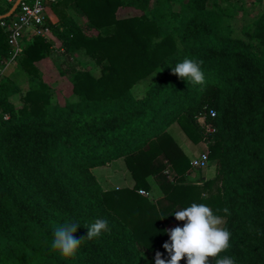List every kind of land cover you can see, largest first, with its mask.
Returning a JSON list of instances; mask_svg holds the SVG:
<instances>
[{"label":"trees","instance_id":"trees-1","mask_svg":"<svg viewBox=\"0 0 264 264\" xmlns=\"http://www.w3.org/2000/svg\"><path fill=\"white\" fill-rule=\"evenodd\" d=\"M176 4H52L58 22L49 25L59 52L81 53L93 63L66 58L61 75L70 80L74 100L59 103L41 79L38 63L53 51L43 38L27 42L16 62L29 77L25 92L0 75V264H155L147 255L157 252L168 260L165 217L192 203L225 219L231 247L221 256L264 264V12L243 26L241 38L226 19L252 14L246 0ZM12 8L0 0V22L14 18H4ZM126 8L139 14L119 17ZM10 56L0 26V68ZM185 58L203 61V84L173 74ZM142 83L148 85L139 96ZM17 95L20 107L11 100ZM210 110L217 114L209 119L216 127L209 144L215 175L192 183L191 158L172 131L176 125L200 145L205 135L198 119ZM161 158L177 175L160 186L166 210L139 194L151 192L152 179L166 170ZM119 159L134 185L104 190L93 170ZM98 218L110 231L86 238ZM71 222L80 225L74 235L82 240L74 256L64 257L51 246L53 233Z\"/></svg>","mask_w":264,"mask_h":264},{"label":"clouds","instance_id":"clouds-1","mask_svg":"<svg viewBox=\"0 0 264 264\" xmlns=\"http://www.w3.org/2000/svg\"><path fill=\"white\" fill-rule=\"evenodd\" d=\"M202 63L203 61L185 58L172 67V72L182 79L203 84L205 76L201 69ZM223 212L228 213L229 210L225 208ZM174 216L178 221L186 223L183 227L165 229L170 242H165L163 248L170 255V259H163V254L157 252L155 264H180L185 257L187 264H210V258H215V264H236L234 257L221 256V253L227 252L231 247L232 233L225 226V219L214 214L208 205L192 203L189 207L175 212ZM79 226L77 222H71L56 227L52 248L64 257L74 256L82 240L74 235ZM87 228L88 239L110 231L108 221L100 218Z\"/></svg>","mask_w":264,"mask_h":264},{"label":"rangeland","instance_id":"rangeland-1","mask_svg":"<svg viewBox=\"0 0 264 264\" xmlns=\"http://www.w3.org/2000/svg\"><path fill=\"white\" fill-rule=\"evenodd\" d=\"M182 3L181 0H178V4H176V9H179V4ZM251 4L254 5L252 2ZM264 12V8L261 6H257L256 12L244 16H235L234 18L228 17L226 19L227 23H230L233 29L235 30V34L241 38H246L245 34L243 32V26L251 23L255 17L261 13ZM139 13L137 12L135 15H138ZM54 48L51 53L46 59L38 63V67L41 72V79L48 83L53 91V94L55 96V99L63 104L66 100H74L75 96L72 93V84L70 80L64 76L61 75V71L65 70L68 64L65 63L66 58H68L69 61H67L69 64H75L77 61L84 63V65L89 66L92 68V61L84 56L83 54H78L75 57L71 56H64L62 55L61 52H59V46L58 43H53ZM72 58V59H71ZM5 76L9 77L12 79L15 83L18 84L22 92H25L29 85V77L21 70L19 63H13L8 70L5 73ZM148 83H142L139 85V88L137 90V94L141 96L144 93V90L146 89V86ZM12 102L16 105V107L21 106V101H20V96L17 95L13 97ZM173 136L175 139L178 141L184 152L187 154V156L191 159L198 157L201 152H202V145H195L193 144L180 130L178 126L173 127ZM123 162V161H122ZM159 162L165 165L166 170L159 176L155 177L152 179V186L153 190L150 193V197L147 198L149 200H154V199H162L164 198L161 191H160V186L162 183L166 182H174L175 177L177 176L176 173L173 171L171 165L169 162L161 158L159 159ZM124 164V163H118L116 165V170L119 169V165ZM215 168H216V162H211L210 166L207 170L203 171H195V172H189L188 179L192 183H202L205 182L208 179H211L215 175ZM98 169V168H97ZM171 170L170 174H165L167 170ZM120 171V170H119ZM93 173L96 177L100 175V173L94 169ZM97 179V178H96ZM98 181V180H97ZM124 185L123 183H121ZM118 189V188H117ZM167 201V200H166ZM210 264H212V261H210Z\"/></svg>","mask_w":264,"mask_h":264},{"label":"built area","instance_id":"built-area-1","mask_svg":"<svg viewBox=\"0 0 264 264\" xmlns=\"http://www.w3.org/2000/svg\"><path fill=\"white\" fill-rule=\"evenodd\" d=\"M14 5L17 0H5ZM55 0H22L14 18L10 22H0V26L8 34V44L11 48L9 61L0 68V75H4L8 68L18 61L23 53L24 45L34 38H43L47 42L54 41L53 31L47 21L49 4ZM217 116L214 110H210L201 115L198 119L199 125L204 131V141L201 143L202 152L198 157L191 159V172L207 170L210 166L209 144L211 136L215 134L216 127L209 119ZM167 170L165 174H170ZM139 194L145 198L150 197V193L140 190Z\"/></svg>","mask_w":264,"mask_h":264},{"label":"crops","instance_id":"crops-1","mask_svg":"<svg viewBox=\"0 0 264 264\" xmlns=\"http://www.w3.org/2000/svg\"><path fill=\"white\" fill-rule=\"evenodd\" d=\"M58 1L59 0H55L54 2L49 4V8H48V12H47V21L49 24H54V23L58 22V15L52 9V4H54L55 2H58ZM187 1L188 0H181V2H187ZM252 2L254 3V5L251 4ZM246 3H247L246 9L248 11H250L251 13H254V11L256 12L257 6H261L262 8H264V0H246ZM73 13H74V10H73ZM136 13L137 12L135 10L130 9V8H126V9H121L119 11L118 15L121 18H125V17H129V16H133ZM53 36H54V41L52 42V44L58 43V46L60 47V42L58 41V39L56 38L55 35H53ZM52 47L54 48V45ZM118 163H124V164H120L118 167L119 169L116 170V165ZM96 170L100 173V175H98V177H96V178L104 190H111V189L124 188V187H133V185H134V182H133L132 178L130 177V175L126 169V165H125V162L123 159L113 161L110 165L98 168ZM121 183H123L124 185H122ZM151 201H153L154 204H156L159 209H163V210H166L170 205L169 202L166 201L164 198L154 199ZM182 209L183 208H181V207H177L174 211L170 212L165 217V224H166L167 229H172V228H175L177 226L183 227V225L186 222L185 221H178L174 216L175 212L182 210ZM155 256L156 255H154V254H149V255H147V258H152ZM210 261H212L211 258H210Z\"/></svg>","mask_w":264,"mask_h":264},{"label":"water","instance_id":"water-1","mask_svg":"<svg viewBox=\"0 0 264 264\" xmlns=\"http://www.w3.org/2000/svg\"><path fill=\"white\" fill-rule=\"evenodd\" d=\"M21 2H22V0H17L16 3L14 4L13 8L11 9V11L4 18L12 17L17 12Z\"/></svg>","mask_w":264,"mask_h":264}]
</instances>
